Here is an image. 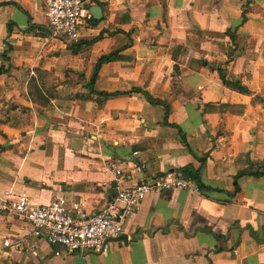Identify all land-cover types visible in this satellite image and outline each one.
Listing matches in <instances>:
<instances>
[{"label": "crops", "instance_id": "obj_1", "mask_svg": "<svg viewBox=\"0 0 264 264\" xmlns=\"http://www.w3.org/2000/svg\"><path fill=\"white\" fill-rule=\"evenodd\" d=\"M85 1L90 26L71 43L47 0H0V195L96 212L182 169L202 192L149 194L103 253L71 254L0 211V264H264V0ZM18 238L30 243L4 247Z\"/></svg>", "mask_w": 264, "mask_h": 264}, {"label": "built area", "instance_id": "obj_2", "mask_svg": "<svg viewBox=\"0 0 264 264\" xmlns=\"http://www.w3.org/2000/svg\"><path fill=\"white\" fill-rule=\"evenodd\" d=\"M47 17L53 35L71 43L82 37L83 26H90L92 19L85 0H47ZM109 169L122 177L124 171L116 160H110ZM168 189H188L202 192L198 183L179 173H167L154 180H145L118 191L117 195L96 212H88L82 200L70 206L63 194L56 195L49 203L33 204L26 192L16 200L0 195V211H8L32 224V236L45 238L51 245H61L71 254L103 253L110 249V242L120 237L128 218L144 199L153 192ZM30 241L24 238L6 239L4 247L21 248Z\"/></svg>", "mask_w": 264, "mask_h": 264}, {"label": "trees", "instance_id": "obj_3", "mask_svg": "<svg viewBox=\"0 0 264 264\" xmlns=\"http://www.w3.org/2000/svg\"><path fill=\"white\" fill-rule=\"evenodd\" d=\"M231 57H232V56H231ZM120 58H122V57H121V55L119 54V52H114V53H111V54H108V55H104V56H102V57L99 59L98 63H97V67H96V70H95V75H94V77H93V82H92V84H91V87H93L94 80L96 79V77H97V75H98V71H99V68L101 67V65H102L103 63H106V62H111V61L119 60ZM221 77H222L223 81H224L226 84L231 85V86H233V87L239 89L241 92H245V93L248 92V90L242 85L241 82H239V81H230V80H228L223 72L221 73ZM31 84H32V83H31ZM137 91L142 92L143 94H145V96H146V97L149 99V101H150L151 103H153V104H161V103H162V101H160V100H158V99H155L152 95H150V94H149L148 92H146V91H143V90H140V89H137ZM92 92H94V91H93V88H92ZM98 95L101 96V97H103V98H107V97L109 96V94H98ZM31 97L33 98V100H34L35 102H38V103H41V104H44V105H47V104H49V102H50V99L47 98V97H45V96L43 95L42 89L39 88L37 85H35V90L33 89V90L31 91ZM82 97H83V98H86V96H81V98H82ZM182 171H183V174H184L186 177H188V178H192V179L196 180V181L198 182V184L200 185V182H199V180H198V176L196 175V173L189 172L188 169H182ZM251 173H252V172H251ZM261 173L264 174V170L261 171V172H257V173L254 172V174H261ZM200 187H202V186L200 185Z\"/></svg>", "mask_w": 264, "mask_h": 264}, {"label": "water", "instance_id": "obj_4", "mask_svg": "<svg viewBox=\"0 0 264 264\" xmlns=\"http://www.w3.org/2000/svg\"><path fill=\"white\" fill-rule=\"evenodd\" d=\"M95 8H99L100 11H102V8H101L100 6H97V7H95ZM96 11H97V9H96ZM96 14H97V13H95V16H97ZM124 236H125V235H122V236L118 237L117 239H123V238H125ZM83 263H84V261H83L82 258H77L76 261H75V264H83Z\"/></svg>", "mask_w": 264, "mask_h": 264}]
</instances>
